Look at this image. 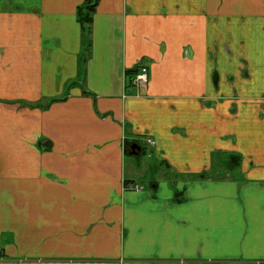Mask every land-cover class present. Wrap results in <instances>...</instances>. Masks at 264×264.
<instances>
[{
    "label": "crops",
    "instance_id": "0c3cea01",
    "mask_svg": "<svg viewBox=\"0 0 264 264\" xmlns=\"http://www.w3.org/2000/svg\"><path fill=\"white\" fill-rule=\"evenodd\" d=\"M82 2L0 0V264H264V0Z\"/></svg>",
    "mask_w": 264,
    "mask_h": 264
},
{
    "label": "rangeland",
    "instance_id": "374dc122",
    "mask_svg": "<svg viewBox=\"0 0 264 264\" xmlns=\"http://www.w3.org/2000/svg\"><path fill=\"white\" fill-rule=\"evenodd\" d=\"M132 144L133 143H131L130 145H132ZM145 148L144 147L142 148V152L141 153H145L147 151L148 148L147 147H145ZM129 152H131L130 148H129ZM146 153H147L146 156H148L150 154V151H147ZM144 155L138 156L137 165L135 163L134 156H126V166L128 167V170H130L132 168L133 169H137L138 173L140 174V178H141V181H142L143 185L146 186L150 179L158 180L159 178H161V179H166V180L168 179L169 181H171V178L175 179V180L180 178V176H170L169 172H167L163 167H160L158 165V162L156 161V158L153 161L152 159H149V158H147ZM149 163H151L152 166L155 165L157 167L155 174L151 173L152 169H150L148 171V173H146L147 166H148ZM224 173H225V171H223V174ZM199 175H200V173L199 174H193L190 177H199ZM217 175H218V172H217Z\"/></svg>",
    "mask_w": 264,
    "mask_h": 264
},
{
    "label": "trees",
    "instance_id": "16d2710c",
    "mask_svg": "<svg viewBox=\"0 0 264 264\" xmlns=\"http://www.w3.org/2000/svg\"><path fill=\"white\" fill-rule=\"evenodd\" d=\"M99 1L100 0H83V2L79 6H77L75 10L76 21L81 26L82 42L84 44V47H86V51L90 45V40H89L90 25L92 23V18H93V15L95 14L96 7ZM131 70H134V71L127 72L126 73V75H128L127 78H129L131 73L132 75H134L136 73L137 68L131 69ZM129 83H131V79L130 81H127L126 87H128ZM207 176L208 175L205 173H202L199 175V177H202V178H206Z\"/></svg>",
    "mask_w": 264,
    "mask_h": 264
},
{
    "label": "built area",
    "instance_id": "2783aa9c",
    "mask_svg": "<svg viewBox=\"0 0 264 264\" xmlns=\"http://www.w3.org/2000/svg\"><path fill=\"white\" fill-rule=\"evenodd\" d=\"M136 73L131 79V86L134 88L143 87L148 83V71L144 65L139 64L137 67ZM145 143L149 147H154V141L150 138L145 139ZM133 189L136 191L141 190V187L138 184H134Z\"/></svg>",
    "mask_w": 264,
    "mask_h": 264
},
{
    "label": "water",
    "instance_id": "95a60500",
    "mask_svg": "<svg viewBox=\"0 0 264 264\" xmlns=\"http://www.w3.org/2000/svg\"><path fill=\"white\" fill-rule=\"evenodd\" d=\"M130 149L132 151V153H138L140 151V147L137 146V144L133 143L131 146H130Z\"/></svg>",
    "mask_w": 264,
    "mask_h": 264
}]
</instances>
